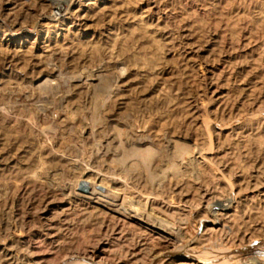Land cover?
<instances>
[{
    "label": "rangeland",
    "instance_id": "374dc122",
    "mask_svg": "<svg viewBox=\"0 0 264 264\" xmlns=\"http://www.w3.org/2000/svg\"><path fill=\"white\" fill-rule=\"evenodd\" d=\"M57 1L0 0V264H264V0Z\"/></svg>",
    "mask_w": 264,
    "mask_h": 264
},
{
    "label": "bare ground",
    "instance_id": "6f19581e",
    "mask_svg": "<svg viewBox=\"0 0 264 264\" xmlns=\"http://www.w3.org/2000/svg\"><path fill=\"white\" fill-rule=\"evenodd\" d=\"M67 2H69V8L71 6L73 7V6L77 5L76 0L75 1L74 0H60V1L55 2V5H54V7H53V9L51 11V14H50L53 19H61V18L64 17L63 16V12H67V10H68V7L65 8V6H64ZM82 181L86 183V186H84V188L81 187V182ZM82 181L79 183V190H81L83 192H86V193L90 192V188H91L90 186L91 185L89 184V182L86 181V180H82ZM93 186H95V185H93ZM94 188L95 187H93V189ZM97 191H92L91 194L88 195V198L91 201L95 202L97 206H103V207H105L106 209H108V210H110L112 212L123 214L122 213L123 211L121 212L120 208L117 206L118 204H116V202H115L116 200L113 202V201H109V199L106 200V199H104V198H102L100 196H97V193H98ZM226 201H223L221 203V206L226 208L228 206V203ZM128 217L129 218L133 217V215L132 214H128Z\"/></svg>",
    "mask_w": 264,
    "mask_h": 264
},
{
    "label": "water",
    "instance_id": "95a60500",
    "mask_svg": "<svg viewBox=\"0 0 264 264\" xmlns=\"http://www.w3.org/2000/svg\"><path fill=\"white\" fill-rule=\"evenodd\" d=\"M84 186H86V183L82 181V182H81V187L84 188Z\"/></svg>",
    "mask_w": 264,
    "mask_h": 264
}]
</instances>
